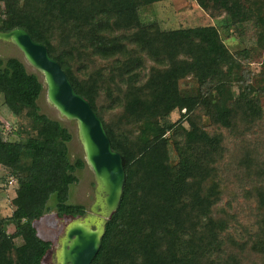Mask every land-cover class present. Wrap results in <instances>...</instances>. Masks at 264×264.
Here are the masks:
<instances>
[{
  "label": "trees",
  "instance_id": "trees-1",
  "mask_svg": "<svg viewBox=\"0 0 264 264\" xmlns=\"http://www.w3.org/2000/svg\"><path fill=\"white\" fill-rule=\"evenodd\" d=\"M162 1L0 0V31L47 48L122 158L123 194L92 264H264V93L247 69L264 60V0H194L221 27L143 25L139 9ZM247 24L255 46L232 52L223 33ZM41 90L0 58L2 107L19 122L0 120V180L18 186L0 264H42L51 244L33 223L51 197L58 217L85 213L67 204L83 162L69 129L40 113Z\"/></svg>",
  "mask_w": 264,
  "mask_h": 264
},
{
  "label": "water",
  "instance_id": "water-1",
  "mask_svg": "<svg viewBox=\"0 0 264 264\" xmlns=\"http://www.w3.org/2000/svg\"><path fill=\"white\" fill-rule=\"evenodd\" d=\"M0 42L14 46L21 53L22 59H16L27 73H30L29 66L41 84L38 100L44 92L46 102L55 110L59 120L44 115L64 127L60 120L75 124V137L69 130L73 137L68 151L76 138L82 151V169L89 170L94 183L90 208L85 209L84 216L66 220L63 236L57 241L58 248L50 249L46 256L54 252L57 264H92L100 249L106 224L118 209L123 194L125 173L122 158L112 149L102 121L90 104L75 92L44 45L33 41L25 30L19 28L0 31Z\"/></svg>",
  "mask_w": 264,
  "mask_h": 264
},
{
  "label": "rangeland",
  "instance_id": "rangeland-1",
  "mask_svg": "<svg viewBox=\"0 0 264 264\" xmlns=\"http://www.w3.org/2000/svg\"><path fill=\"white\" fill-rule=\"evenodd\" d=\"M139 18L143 25L157 24L162 30H176L180 28L202 27V26H216L221 27V22L217 19L210 18L205 12H203L194 2V0H165L162 2L154 3L148 6H143L139 9ZM224 31V30H223ZM224 44L232 51H238L242 49H251L255 46V34L251 24L244 25L238 29H232L230 36H226L223 33ZM0 58H19L22 59L21 53L12 45L0 42ZM264 65L263 57L256 58L253 62L247 65L248 73L256 75L253 84L262 89L264 93V82L260 81L258 75L262 73ZM28 72L33 70L28 66ZM196 85L192 81H183L180 83L182 91H191ZM3 97L0 94V120L4 121L6 125L17 128L19 122L15 120L11 114L2 107ZM40 107V113L45 114L51 119L59 120V117L55 110L49 106L45 100L44 92L37 101ZM261 104L264 109V95L261 99ZM177 119V115H173L171 120ZM69 130L75 135V124L60 120ZM264 126V121H263ZM69 152L72 161L82 158V151L80 145L75 138L73 143L69 146ZM26 165H22L17 173L18 177H26ZM79 183L73 189L70 188L68 202L71 204L85 203V209L88 211L89 205L93 199L94 183L92 175L87 168H84L76 173ZM6 172L0 171V178L5 177ZM15 179V177H14ZM16 180V179H15ZM9 179L3 182L0 180V219L4 220V229L7 234L14 232L13 222L10 220V216L13 212L11 201L14 198V191L17 189L16 184H9ZM74 190V191H73ZM74 202V203H73ZM48 206L51 208L55 206V200L53 197L48 201ZM67 218L58 219L55 213V208L52 207L42 219L35 221L33 227L36 230L37 236L43 241L51 244L50 248H58V239L62 237L63 226ZM20 243L19 241H16ZM42 264H57L55 257L51 252L44 258Z\"/></svg>",
  "mask_w": 264,
  "mask_h": 264
},
{
  "label": "flooded vegetation",
  "instance_id": "flooded-vegetation-1",
  "mask_svg": "<svg viewBox=\"0 0 264 264\" xmlns=\"http://www.w3.org/2000/svg\"><path fill=\"white\" fill-rule=\"evenodd\" d=\"M71 160H72V158H71ZM74 161V160H73ZM80 170H82V169H80ZM80 170H77L76 171V173L78 172V171H80ZM76 173H75V175H76ZM76 177H77V175H76ZM78 178V177H77ZM79 183V180L77 181V183H73V184H71L70 185V187H69V191H70V188H74V187H76L77 186V184ZM74 191V190H73ZM69 201V199L67 200V204H69V205H79V206H81L82 205V207H85L86 205H85V203L83 202V199H82V202L81 203H79V204H76V203H74V204H71V202H68ZM92 202H93V199H92V201H91V203H90V205H89V208H90V206H91V204H92ZM52 207H54L55 208V206H52ZM51 207V208H52ZM47 208H48V211L46 210V212H44V214L42 215V217L40 218V219H42L48 212H50L51 211V208H49V206H48V204H47ZM85 209V208H84ZM55 213L57 214V211H56V208H55ZM84 215H85V213H84ZM84 215H78V216H74V217H70V216H62V217H58L57 215V217H58V219H64V218H67V219H71V218H76V217H79V216H84ZM39 219V220H40ZM39 220H37V221H39ZM62 236H63V234H62ZM51 246V245H50ZM49 249H51V248H49ZM51 254H53V256L55 257V254H54V252H51ZM55 261H56V258H55Z\"/></svg>",
  "mask_w": 264,
  "mask_h": 264
},
{
  "label": "built area",
  "instance_id": "built-area-1",
  "mask_svg": "<svg viewBox=\"0 0 264 264\" xmlns=\"http://www.w3.org/2000/svg\"><path fill=\"white\" fill-rule=\"evenodd\" d=\"M6 128H7V125H6ZM13 183H15L14 180L10 179L9 184H13Z\"/></svg>",
  "mask_w": 264,
  "mask_h": 264
}]
</instances>
